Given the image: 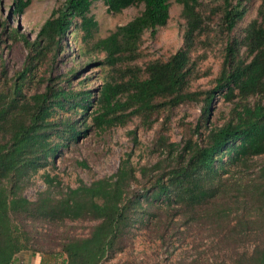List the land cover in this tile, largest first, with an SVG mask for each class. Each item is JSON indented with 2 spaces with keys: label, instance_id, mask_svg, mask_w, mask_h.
Returning <instances> with one entry per match:
<instances>
[{
  "label": "trees",
  "instance_id": "trees-1",
  "mask_svg": "<svg viewBox=\"0 0 264 264\" xmlns=\"http://www.w3.org/2000/svg\"><path fill=\"white\" fill-rule=\"evenodd\" d=\"M10 1L15 16L30 3ZM97 1L112 15L138 4L143 9L94 39L97 23L89 8ZM172 1L184 22L181 46L166 60L139 66L140 37L165 26ZM246 1L219 0L211 8L198 0H64L33 41L10 31L27 54L11 78L0 59V264H10L24 250L57 264H104L127 247L135 231L146 233L165 253L189 245L194 260L209 253L212 264H264V0L236 38L231 32L246 13ZM212 17L224 38L221 67L211 88L191 91L188 83L196 74L190 53ZM76 35L78 55H95L85 66L108 69L94 90L71 83L80 66L51 75ZM40 64L46 70L37 76ZM28 85L35 86L30 91ZM217 97L229 109L219 126H211ZM183 105H198L199 114L189 135L172 142L161 125ZM162 115L147 148L153 161L133 165L130 151L110 177L60 187L45 175L46 189L34 200L20 195L39 169L53 165L61 149L90 129L124 127L139 119L149 130ZM128 137L138 146L135 131ZM78 166L87 169L83 162ZM26 220L54 230L70 229L65 223L87 226L81 235L64 230L53 244L49 235L37 240ZM244 244L251 249L241 250Z\"/></svg>",
  "mask_w": 264,
  "mask_h": 264
},
{
  "label": "rangeland",
  "instance_id": "rangeland-1",
  "mask_svg": "<svg viewBox=\"0 0 264 264\" xmlns=\"http://www.w3.org/2000/svg\"><path fill=\"white\" fill-rule=\"evenodd\" d=\"M64 0H30V3L23 10L21 15H11L10 0H0V59L5 70L6 78H11L14 72L22 67L27 50L21 42L12 40L11 30L24 35L28 41H33L42 25L48 18L51 11L58 8ZM219 0H198L207 7H214ZM260 0H247L246 13L238 22L231 35L236 38L242 36L243 29L250 21L256 18V11ZM143 9L141 4L129 7L120 14L112 15L106 12L101 1L93 2L89 8L91 15L97 23L95 38H101L112 31L116 26L123 25L137 16ZM180 6L175 2L170 3L169 18L165 26L158 28L153 36L146 31L140 37L137 59L139 66L154 60H166L173 54L182 42L184 28L183 19L180 16ZM208 14V12L206 11ZM209 30L199 36L197 43L190 53V60L194 64L195 78H192L188 87L189 90H205L213 85L222 62V48L224 38L218 34L217 17H212L209 22ZM4 29V32H3ZM68 47L56 58V67L52 76H60L71 67L80 66L78 76L73 78L71 83H78L79 87H88L94 90L103 79H106L108 69L95 66H85L87 61H94L95 55L79 56L80 50L79 35L71 38ZM79 46V47H78ZM101 59V55H98ZM46 70L44 64L36 69L37 76ZM2 80V79H1ZM37 80V79H35ZM33 80V81H35ZM32 81V82H33ZM31 89L35 85H28ZM229 109V104L217 97L213 102L212 114L210 117L211 126H219ZM199 114L198 105H183L172 110L169 119L161 128L163 133L172 142L189 135L195 118ZM164 115L159 116L157 122L151 129H143L139 119H133L124 127H115L104 131L90 129L85 135L80 136L77 141L70 142L61 149L53 161V165H47L39 169L28 181L27 186L20 191V195L29 201L34 200L36 194L46 189L45 175L55 178L60 187H75L79 182L88 184L91 181L106 178L113 175L124 156L131 151L130 161L133 165H143L146 161H153L154 156L148 155L147 148L155 138L159 124L163 123ZM135 131L138 146L133 147L128 132ZM83 162L87 169L78 166ZM70 229L63 226L55 230L51 226L40 223L31 224L26 220V228L33 231L38 240L43 234L49 235L53 244L57 243L59 235L64 230L75 235L86 232V223H65ZM177 246V244H174ZM252 245L244 244L240 249L249 251ZM202 250L200 248L198 251ZM201 257V256H200ZM195 259L194 250L188 245L186 248H176L170 253H165L158 243L150 242L147 234L143 231H135L130 243L122 251L115 253L112 258L107 259L104 264H212L213 257L207 253L202 258ZM225 254L221 258H227ZM220 260V258H219Z\"/></svg>",
  "mask_w": 264,
  "mask_h": 264
},
{
  "label": "crops",
  "instance_id": "crops-1",
  "mask_svg": "<svg viewBox=\"0 0 264 264\" xmlns=\"http://www.w3.org/2000/svg\"><path fill=\"white\" fill-rule=\"evenodd\" d=\"M10 264H57L41 253L24 250L17 253Z\"/></svg>",
  "mask_w": 264,
  "mask_h": 264
}]
</instances>
